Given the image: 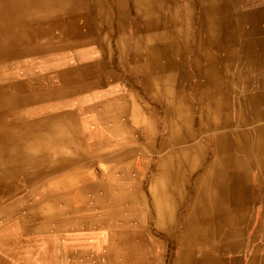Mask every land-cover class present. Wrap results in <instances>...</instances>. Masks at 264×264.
Instances as JSON below:
<instances>
[{
    "label": "bare ground",
    "instance_id": "1",
    "mask_svg": "<svg viewBox=\"0 0 264 264\" xmlns=\"http://www.w3.org/2000/svg\"><path fill=\"white\" fill-rule=\"evenodd\" d=\"M0 264H264V0H0Z\"/></svg>",
    "mask_w": 264,
    "mask_h": 264
},
{
    "label": "rangeland",
    "instance_id": "2",
    "mask_svg": "<svg viewBox=\"0 0 264 264\" xmlns=\"http://www.w3.org/2000/svg\"><path fill=\"white\" fill-rule=\"evenodd\" d=\"M155 118V125H156V130L159 134H163V124L161 122V114L159 112H157V114L154 116ZM91 240H95V238H91L89 241ZM98 242V241H97ZM94 243H96V241H94ZM97 244V243H96ZM100 245V244H97Z\"/></svg>",
    "mask_w": 264,
    "mask_h": 264
}]
</instances>
